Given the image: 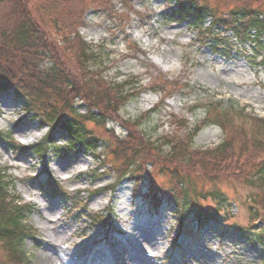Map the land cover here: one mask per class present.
Here are the masks:
<instances>
[{
    "label": "rangeland",
    "instance_id": "1",
    "mask_svg": "<svg viewBox=\"0 0 264 264\" xmlns=\"http://www.w3.org/2000/svg\"><path fill=\"white\" fill-rule=\"evenodd\" d=\"M197 1L226 15L253 0ZM91 3L78 28L90 49L87 60L76 61L77 46L65 43L68 30L52 35L84 84L100 80L127 97L105 127L89 125L103 146L94 154L51 153L45 160L21 154L49 128L35 121L17 124L24 117L22 99L0 95V133L6 135L0 139V169L14 182L10 197L33 207L28 225L35 235L23 245L28 264H264V187L258 179L264 132L255 124L264 119V46L254 51L231 39L224 54L213 53L210 37L163 17L174 0ZM251 4L264 10V0ZM68 13L45 17L53 24ZM218 102L234 105L230 122L204 126L207 107ZM195 126L202 129L185 160V140ZM241 129L262 147H251ZM226 136L243 155L235 153L228 163L212 153ZM140 137L148 140L136 157L143 159L123 174L124 146ZM55 142L61 146L66 139ZM147 154L158 160H145ZM49 177L66 197L51 194ZM200 214L208 221L198 231L194 218ZM181 218L188 233L176 243ZM0 264H10L1 245Z\"/></svg>",
    "mask_w": 264,
    "mask_h": 264
},
{
    "label": "trees",
    "instance_id": "2",
    "mask_svg": "<svg viewBox=\"0 0 264 264\" xmlns=\"http://www.w3.org/2000/svg\"><path fill=\"white\" fill-rule=\"evenodd\" d=\"M74 1L83 5L72 7ZM92 1L94 4L99 2ZM121 1L125 3L127 0ZM251 3L236 6L223 15L219 14L218 9L197 0H174V6L163 17L171 22H187L191 28L199 31L200 35L210 37L213 53L224 54L231 39L242 45H252L253 50L257 51L264 46V10L253 7ZM91 4V0H0V95L12 92L22 99L24 117L17 124L35 121L41 126L49 127L47 135L38 143L21 147V154L36 156L42 160L51 153L61 157H71L79 153L94 154L103 143L89 125L105 127L127 101L126 95L117 90L119 86H106L100 80L84 84L85 81L79 73L72 72L69 61L63 59L53 38V31L68 30L65 43L77 46L79 53L78 57H75L76 61L81 63V60H87L90 49L80 39L78 28L81 27L84 14ZM98 7H103V4ZM65 10L69 12L66 18L55 17L53 24L50 18L45 17L46 14H62ZM206 24L208 28H205ZM225 33H230L232 37H222ZM82 108L85 113H81ZM234 108L233 104L227 107L223 103L209 105V114L202 124L225 125L230 122L228 119ZM212 110H216V115H210ZM255 124L259 133L264 132L261 130L264 128V119H255ZM201 129V126H195L190 130L189 138L185 140V160L193 156L189 158V150ZM245 131L241 129L239 133L244 137ZM3 135L0 133V139L5 141L6 137L4 139ZM58 136L66 139L64 145L56 144ZM244 138L252 144L251 147H262L257 140ZM116 143L124 146L118 140ZM147 144L148 140L140 137L128 147L124 146L123 174L142 161L143 158L136 157ZM171 146V152H175L176 147ZM232 148V141L226 136L225 142L212 153L225 159L226 163L235 160V153L238 157L243 156ZM147 158L158 160L150 154L144 156L145 160H148ZM247 163L251 167L252 164ZM260 168L258 179L264 187V163ZM53 183V179L49 177L46 186L51 194L66 197L65 192H59L57 184ZM13 187L14 182L7 177L6 170L0 169V245L10 264H28L29 258L23 245L27 238L35 235L33 228L28 225L33 207L12 199L9 191ZM157 208L158 212L161 207ZM194 219L198 222L200 231L208 221V216L200 214ZM185 223L186 218H181L183 236L188 233L185 231ZM190 234L192 231H189ZM260 235L264 236V231H261Z\"/></svg>",
    "mask_w": 264,
    "mask_h": 264
}]
</instances>
